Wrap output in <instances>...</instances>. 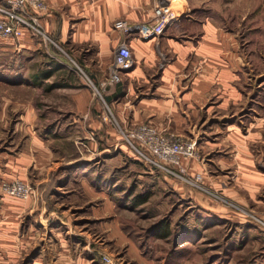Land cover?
<instances>
[{
	"label": "crops",
	"instance_id": "0c3cea01",
	"mask_svg": "<svg viewBox=\"0 0 264 264\" xmlns=\"http://www.w3.org/2000/svg\"><path fill=\"white\" fill-rule=\"evenodd\" d=\"M45 1L39 21L49 39L29 27L18 40L0 38L3 53L18 64L35 58L27 53H39V72L0 75V179L21 178L34 189L28 199L0 190V264H102L103 253L124 244L139 262L151 263L128 234L124 215L125 200L156 178L218 217L248 223L246 212L205 202L181 176L157 173L122 138L120 123L150 122L188 139L197 135L205 154L221 151V171L183 157L186 174L202 172L206 184L264 217L261 152L253 147L264 142V113L233 117L247 108L242 84L249 61L237 32L216 17L224 5L209 11L208 0H181L176 21L160 35L143 37L136 24L152 20L157 2L173 0ZM119 18L134 27H115ZM122 40L131 47L133 65L120 81L102 84ZM112 107L116 114L105 120ZM132 164L145 178L125 184L124 168L135 169ZM228 165L237 172L231 182L223 169Z\"/></svg>",
	"mask_w": 264,
	"mask_h": 264
},
{
	"label": "rangeland",
	"instance_id": "374dc122",
	"mask_svg": "<svg viewBox=\"0 0 264 264\" xmlns=\"http://www.w3.org/2000/svg\"><path fill=\"white\" fill-rule=\"evenodd\" d=\"M204 2L209 7L205 9L209 11L219 9V7L224 8L223 5L226 7L227 12H222L221 15L217 13L216 17L218 20L227 22L224 26L227 30L230 29L237 32L238 37L243 41V48L248 55V80L242 84V87L246 91L248 104L247 108L245 107L244 110H241L233 117L236 118L238 116L237 118H239V116H244L246 119L251 118L256 109L264 113V0H208ZM172 3L175 6L183 4L181 0H173ZM202 11L205 12V10ZM36 33L39 35V32ZM3 52L0 48V75L5 73L6 70L20 71L22 69L23 72L30 74L39 72V53L33 56L35 55L34 53L30 54L26 52L35 58L30 59L27 55L29 59L26 63L21 64L19 62L20 64H18V61L13 58L14 56H11L10 53L5 55ZM32 52H36V50ZM11 61L13 62L10 65ZM96 86L98 85L94 84L95 88ZM0 88H3V86ZM108 112L111 117L116 114L113 107V113L111 114L109 109ZM212 114L210 121H212L216 113ZM120 125L130 126L125 123H120ZM170 130L176 131L174 129ZM210 130L211 135L217 132L213 127ZM195 136L197 137V139H194L197 150V154L194 156L196 158L195 161L200 160L205 164L209 162L208 165L211 173H219L222 165L219 164L220 161L217 160V156H220L221 151H211L205 154L199 146L197 147L199 137ZM4 141L5 138L0 136V142L4 144ZM253 147L256 149V152H261L258 154L257 161L259 168L264 172V142L260 144L255 143ZM229 148L228 145L227 149ZM133 166L135 169L124 168L123 183L127 184L132 178L140 180L138 177H144L139 176V169L141 168L135 164ZM153 168L158 169L157 173L162 174V172H159V168ZM223 169L231 172L229 182L236 179L237 172L235 169L230 168L229 165L228 167L223 166ZM185 175L187 179H183L187 180V184H193L196 192L203 193L201 194L204 195L203 200L205 202H209L218 208H220L218 206L220 205L225 208L240 209L242 212L248 214V223H238L236 220L241 219L238 216H233L229 219L224 218L225 216H222L223 218L218 217L216 213L198 206L189 195L187 198L181 196L176 185L169 184L163 178H159V180L156 178L155 180H150L153 181L150 186L146 184L148 189L145 191L149 190L151 192V198L143 205L135 206L132 198H129V200L125 198L124 215V223L128 229V234L136 238V242L139 243L146 257L153 260L151 263L139 262L136 258L137 256L128 253L129 246L124 244L119 249H116L112 245V251L109 250L108 254L103 253V263L264 264L263 215H260L253 208L242 206L240 203L224 195L222 191L206 184L202 172L195 171L194 175L190 173H185ZM3 179L6 178H1L0 183ZM31 186L33 185L31 184ZM131 192H135V189L129 190V193ZM258 196L260 198L258 200L264 202V190ZM162 218L164 222L158 223ZM155 223L158 224L155 225ZM160 225L169 226L168 228L171 230L170 235L165 237L158 235L159 231L165 230Z\"/></svg>",
	"mask_w": 264,
	"mask_h": 264
},
{
	"label": "built area",
	"instance_id": "2783aa9c",
	"mask_svg": "<svg viewBox=\"0 0 264 264\" xmlns=\"http://www.w3.org/2000/svg\"><path fill=\"white\" fill-rule=\"evenodd\" d=\"M45 0H3L0 2V38L18 40L24 33V27H29L49 39L41 28L39 11L46 9ZM182 10L170 1H159L154 7L152 20L136 24V28L143 37L160 35L170 23L181 16ZM115 27L122 31L131 30L134 25L124 18L116 19ZM133 53L127 41L122 40L115 52L111 63L109 76L102 84L114 83L122 79V71L133 65ZM101 94L100 88L96 90ZM103 114L105 120H112L108 112ZM122 138L127 141L142 157L145 163L168 173L185 177L187 166L183 157H194L197 154L196 142L172 130H164L150 122H140L122 126L118 124ZM201 174V173H199ZM200 176V175H199ZM0 189L8 194L28 199L33 194V186L20 178L3 179Z\"/></svg>",
	"mask_w": 264,
	"mask_h": 264
},
{
	"label": "trees",
	"instance_id": "16d2710c",
	"mask_svg": "<svg viewBox=\"0 0 264 264\" xmlns=\"http://www.w3.org/2000/svg\"><path fill=\"white\" fill-rule=\"evenodd\" d=\"M150 195H151L150 191H144V192L136 193L133 196V201H134L135 204L143 203V202H145L146 200L149 199ZM163 220L164 219L162 218L158 223L164 222ZM158 223H155V225H157ZM160 226L161 227L163 226V228H165V230L164 231H159L158 235H161L163 237L170 235L171 230H170V228H168L169 226H165V225H160Z\"/></svg>",
	"mask_w": 264,
	"mask_h": 264
}]
</instances>
